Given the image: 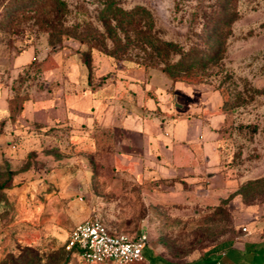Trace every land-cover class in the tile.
Wrapping results in <instances>:
<instances>
[{
	"label": "rangeland",
	"instance_id": "obj_1",
	"mask_svg": "<svg viewBox=\"0 0 264 264\" xmlns=\"http://www.w3.org/2000/svg\"><path fill=\"white\" fill-rule=\"evenodd\" d=\"M103 1L0 0V88L13 91L10 116L0 120V264H80L65 245L76 225L95 218L112 231L146 232L147 261L131 264L182 262L233 235L234 219L224 206L197 220L166 202L172 199L161 191L175 181L146 177L153 170L148 155L139 149L129 154L123 140L114 139L111 124L128 115L172 125L197 116L208 122L220 162L211 174L204 171L205 184L228 192L223 203L236 195L244 203L264 202V0H233L239 15L222 58L175 83L160 67L116 59L67 38L51 26V14L38 11L56 3V13L70 24L93 17ZM116 1L126 10L146 7L162 38L187 47L203 28L199 16L217 12L222 0ZM29 48L34 60L17 66L15 57ZM89 54L90 70L84 63ZM175 89L182 93L179 105L183 94L189 96L187 112L173 101ZM92 91L105 103L82 128L70 112L90 113ZM51 94L65 97L68 118L56 113L50 125L42 113L25 119L31 95ZM52 105L44 100L38 108Z\"/></svg>",
	"mask_w": 264,
	"mask_h": 264
},
{
	"label": "crops",
	"instance_id": "obj_2",
	"mask_svg": "<svg viewBox=\"0 0 264 264\" xmlns=\"http://www.w3.org/2000/svg\"><path fill=\"white\" fill-rule=\"evenodd\" d=\"M34 58V51L29 48L22 54H18L14 62L17 66H25L31 64ZM62 67L61 65L60 70ZM172 83L175 82L172 81ZM169 88L174 89L172 86ZM12 92L11 88H0L1 121L10 116ZM181 94L175 89L173 101L179 106V111L187 112L190 110L188 103L190 98L187 94H183L182 98L185 102L180 101L179 105L177 98ZM91 97L92 111L90 113L79 109L70 112L82 128L88 117L94 118V113L98 114L101 101L105 103V100L95 95L94 91ZM44 100L53 102L52 107L39 109L38 105ZM181 106H183L182 109ZM219 108L220 106H217L216 111H219ZM40 113L45 116L44 122L49 125L54 123L56 113L60 114L59 117L63 115L68 118L65 97L51 94L48 97L36 99L34 95H31V98L25 102L23 116L25 119L37 120ZM111 128H113L111 132L114 139L123 140V144L127 146V153L132 154L134 149H139L140 152L148 155L149 166L153 170L147 169L146 177H161L162 180L171 178L172 182L175 181L173 188H167L166 192L161 191L162 194L170 196L172 200L166 202L173 204L175 209L191 211L188 213L189 217L199 220L211 210L224 206L233 216L234 229L231 237L223 238L221 242L202 252L195 250L182 262L171 264H264V202L244 203L241 197L236 195L232 200L223 203L222 199L227 197L228 192L219 185H208V183L206 185L204 182V171L208 170L207 172L211 174V168L220 162L217 142L214 141L216 133L208 122H203L197 116L172 125L142 118L136 121L128 115L120 125L111 124ZM11 129H16V126L11 124ZM83 135L80 134L77 138L89 139V136L82 137ZM94 137V134L90 136L93 140ZM195 145H198V151ZM241 227L245 230L241 231ZM163 264L169 263L163 262Z\"/></svg>",
	"mask_w": 264,
	"mask_h": 264
},
{
	"label": "trees",
	"instance_id": "obj_3",
	"mask_svg": "<svg viewBox=\"0 0 264 264\" xmlns=\"http://www.w3.org/2000/svg\"><path fill=\"white\" fill-rule=\"evenodd\" d=\"M232 2L222 0L217 12L202 13L199 17L203 28L199 33H193L197 41L187 47L181 42L162 38L155 29L153 14L143 6L126 10L116 0H104L93 17L82 15L70 24L67 17L56 13L59 8L56 3L38 11L46 10L51 14V26L59 27L58 32L67 38L88 44L91 49L96 47L116 59L125 58L146 68L160 67L176 82L202 74L209 64L215 65L222 58L228 38L232 35V24L239 15ZM62 5L67 7V3ZM16 17V13L11 16L13 21ZM84 63L90 70V54L85 57ZM0 187L5 188V185Z\"/></svg>",
	"mask_w": 264,
	"mask_h": 264
},
{
	"label": "built area",
	"instance_id": "obj_4",
	"mask_svg": "<svg viewBox=\"0 0 264 264\" xmlns=\"http://www.w3.org/2000/svg\"><path fill=\"white\" fill-rule=\"evenodd\" d=\"M147 242L146 232L135 236L112 231L95 218L79 223L70 231L65 249L78 257L80 264H131L147 261L144 255Z\"/></svg>",
	"mask_w": 264,
	"mask_h": 264
}]
</instances>
